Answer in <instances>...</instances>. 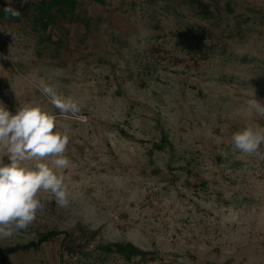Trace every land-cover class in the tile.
I'll list each match as a JSON object with an SVG mask.
<instances>
[{"label": "rangeland", "instance_id": "rangeland-1", "mask_svg": "<svg viewBox=\"0 0 264 264\" xmlns=\"http://www.w3.org/2000/svg\"><path fill=\"white\" fill-rule=\"evenodd\" d=\"M39 1L11 6L24 13ZM77 3L87 26L60 22L53 43L41 42L33 12L0 19V105L56 115L72 161L69 206L42 193L36 222L0 240V264H264V160L231 141L264 127L247 108L254 96L264 102V0ZM42 83L73 98L86 121L60 116ZM53 231L83 252L68 256L60 236L10 255ZM115 244L137 253L98 249Z\"/></svg>", "mask_w": 264, "mask_h": 264}, {"label": "clouds", "instance_id": "clouds-1", "mask_svg": "<svg viewBox=\"0 0 264 264\" xmlns=\"http://www.w3.org/2000/svg\"><path fill=\"white\" fill-rule=\"evenodd\" d=\"M4 12L9 17L20 16L11 0ZM40 91L60 116L86 121L73 98L46 83ZM247 108L264 118V102L255 96ZM69 141L70 136L60 130L58 117L41 105L24 103L15 114L0 105V240L11 239L36 222L46 208L42 193H50L60 208L69 206L72 194L63 174L72 164L66 155ZM231 141L235 150L264 160L260 151L264 127L245 126L233 133Z\"/></svg>", "mask_w": 264, "mask_h": 264}, {"label": "trees", "instance_id": "trees-1", "mask_svg": "<svg viewBox=\"0 0 264 264\" xmlns=\"http://www.w3.org/2000/svg\"><path fill=\"white\" fill-rule=\"evenodd\" d=\"M99 5H104V0H94ZM5 7H0V19L8 16L4 12ZM228 14L232 13V10L229 8V5L226 6ZM24 13L20 12L19 17H10L14 19L15 21L20 20L22 16H25L28 14V12H33V16L31 17V22L35 25V27L39 28L40 31L47 34L45 38L41 39V42H52L51 40V34L50 31L59 25L60 22L68 23V24H81L87 26L88 22L81 17V15L78 13V3L77 0H40L39 2L32 4V3H26L23 6ZM201 15L203 17H208V13L204 11H200ZM194 39L197 41L199 45H203V38L199 36H195ZM59 41H57L58 43ZM56 43V44H57ZM80 237H82L85 241V239L88 241L89 236L88 234H78ZM62 236V242L63 247L66 249L67 255H79L83 252V248H85L83 242L77 241L78 243L75 245H72L73 242H71V237L65 233V232H49L45 235H41L36 243H31L29 246L33 247H22L19 248L18 246L12 250L10 255L16 253L20 249H39V247L50 241V239L60 237ZM94 236V233L90 234V237ZM79 239V238H78ZM69 240V241H68ZM80 240V239H79ZM19 248V249H18ZM101 252H112L116 251L118 254L123 255L127 260H130L132 257L135 256L137 253L136 250L130 246L125 245L122 246L120 244L115 245H107L104 247L98 248Z\"/></svg>", "mask_w": 264, "mask_h": 264}]
</instances>
